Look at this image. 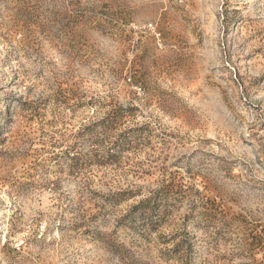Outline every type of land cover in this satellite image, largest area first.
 Masks as SVG:
<instances>
[{
    "label": "rangeland",
    "instance_id": "1",
    "mask_svg": "<svg viewBox=\"0 0 264 264\" xmlns=\"http://www.w3.org/2000/svg\"><path fill=\"white\" fill-rule=\"evenodd\" d=\"M0 264H264V0H0Z\"/></svg>",
    "mask_w": 264,
    "mask_h": 264
}]
</instances>
